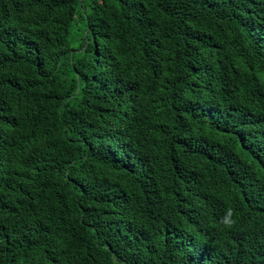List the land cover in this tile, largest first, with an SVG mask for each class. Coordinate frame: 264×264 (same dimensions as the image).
<instances>
[{
    "label": "trees",
    "instance_id": "1",
    "mask_svg": "<svg viewBox=\"0 0 264 264\" xmlns=\"http://www.w3.org/2000/svg\"><path fill=\"white\" fill-rule=\"evenodd\" d=\"M0 264H264V0H0Z\"/></svg>",
    "mask_w": 264,
    "mask_h": 264
}]
</instances>
